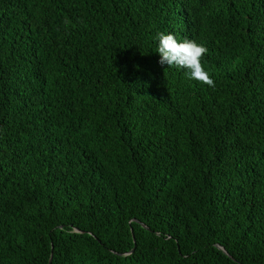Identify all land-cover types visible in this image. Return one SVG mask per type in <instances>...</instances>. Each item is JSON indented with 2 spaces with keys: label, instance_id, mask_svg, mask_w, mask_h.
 <instances>
[{
  "label": "trees",
  "instance_id": "16d2710c",
  "mask_svg": "<svg viewBox=\"0 0 264 264\" xmlns=\"http://www.w3.org/2000/svg\"><path fill=\"white\" fill-rule=\"evenodd\" d=\"M48 263L264 264V0H0V264Z\"/></svg>",
  "mask_w": 264,
  "mask_h": 264
},
{
  "label": "clouds",
  "instance_id": "9594fccd",
  "mask_svg": "<svg viewBox=\"0 0 264 264\" xmlns=\"http://www.w3.org/2000/svg\"><path fill=\"white\" fill-rule=\"evenodd\" d=\"M155 39L158 41L156 52L159 53V64H166L168 68L184 69L187 78L200 81L209 87L215 86L201 63V58L207 52L206 47L188 38L177 40L173 34L163 31H158Z\"/></svg>",
  "mask_w": 264,
  "mask_h": 264
},
{
  "label": "water",
  "instance_id": "95a60500",
  "mask_svg": "<svg viewBox=\"0 0 264 264\" xmlns=\"http://www.w3.org/2000/svg\"><path fill=\"white\" fill-rule=\"evenodd\" d=\"M49 263H50V260H49ZM49 263H48V264H49Z\"/></svg>",
  "mask_w": 264,
  "mask_h": 264
}]
</instances>
